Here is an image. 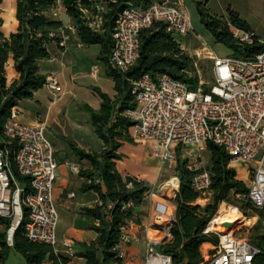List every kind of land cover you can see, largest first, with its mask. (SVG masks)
Instances as JSON below:
<instances>
[{"label": "built area", "instance_id": "2783aa9c", "mask_svg": "<svg viewBox=\"0 0 264 264\" xmlns=\"http://www.w3.org/2000/svg\"><path fill=\"white\" fill-rule=\"evenodd\" d=\"M104 3L103 0L93 2L89 9L79 6L84 23L96 33L104 30ZM60 14H65V8L62 0H56L54 15ZM156 21L162 22L165 31L176 40L193 32L190 15L180 0H155L145 9L126 7L118 13L111 33L108 58L111 68L125 72L136 63L140 53V32ZM231 32L240 45L258 43L251 32L234 28ZM74 33L72 21L64 24L58 33L59 45L66 46L70 34ZM201 46L202 55L211 61L209 83L199 76L197 86L191 89L187 83L167 73L155 77L144 73L131 81L135 108L124 112L133 122L131 137L136 142L148 143L170 169L176 168L177 146L204 149L208 143L226 152L228 167L252 163L247 198L254 206L264 208V51L243 59L219 56L203 40ZM44 86L54 94L59 91L53 76L46 78ZM45 129L41 121L35 124L21 122L15 106L0 126V217L8 223L5 238L9 246H12L14 231L25 220L26 237L33 242L50 244L56 251L58 213L52 190L58 179V164ZM11 160L17 174L28 179V191H25L24 183L15 178ZM188 168L194 172L192 188L201 196L210 197L208 170L199 168L196 163L189 164ZM172 180L176 181L175 187L170 184ZM178 185L175 174L158 191L167 187L165 189L174 196ZM153 216L154 225L146 229L143 262L171 264V257L160 252L158 247L172 239L174 211L167 203L157 201ZM132 222L127 221L120 228L118 242L111 247L122 260L125 258L123 248L131 242ZM208 224L202 233L206 236L213 233L217 241L201 244L203 264H264V245L258 247L237 237L230 226L207 231ZM64 247L63 253L72 257L71 244L65 242Z\"/></svg>", "mask_w": 264, "mask_h": 264}, {"label": "trees", "instance_id": "16d2710c", "mask_svg": "<svg viewBox=\"0 0 264 264\" xmlns=\"http://www.w3.org/2000/svg\"><path fill=\"white\" fill-rule=\"evenodd\" d=\"M2 0H0L1 3ZM100 0H62L65 14L75 26L77 40L84 45L99 44V59L106 65V73L112 79L115 95L95 89L101 102L97 110L88 105L82 108L89 114L94 133L102 141L100 152H85L70 143L74 153L89 162L91 169L82 171L86 180L84 190H93L99 196V202L86 213L98 224L92 225L97 233L90 244H80L74 256L83 258L85 264H122V259L111 251L119 239L120 228L127 222H138L133 207L141 205L149 194L150 187L134 176L120 174L115 162L121 158L118 149L123 143H132L130 134L132 121L124 112L135 108L134 96L131 93V81L144 73L153 77L167 73L194 89L198 83L197 75H190L194 61L181 49L179 40L165 31L164 24L156 21L140 32V53L136 63L121 72L111 68L108 62L112 45L111 33L118 13L126 7L147 8L148 0H103L105 3L104 30L96 33L84 23L79 6L91 8L93 2ZM201 24L209 31L215 42L230 41L242 48L231 56L248 59L264 51V47L240 45L236 42L231 29L252 32L248 24L240 19L239 14L227 8V20L223 16L210 14L206 1L194 0ZM56 0H15L14 17L16 30L5 35L2 32L3 19L0 16V126L10 114L12 107L21 100L29 99L34 92L41 89L46 77L40 74L38 61L51 56L50 45L59 49L58 33L63 29L62 20L54 15ZM67 33L69 31L65 30ZM50 34H54L50 36ZM258 39L257 36H254ZM11 58L17 77L8 85L5 77V65ZM210 174V203L205 206L194 205L201 197L191 186L194 172L188 168L190 162L180 158V149L176 147V175L178 190L174 196L175 221L171 227L172 239L158 247V250L171 257V264H203L204 259L200 246L206 241L216 243L217 237L206 236L202 232L210 222L214 206L220 202H232L244 216L257 215L254 226L256 236L254 245H264V208L254 206L247 198V185L237 178L232 167H228L229 157L220 147L208 143ZM11 168L15 178L25 184L29 190L27 178L17 174L13 160ZM97 181V182H96ZM130 184V187H128ZM111 205V207H108ZM25 213V208H23ZM24 221L16 228L12 246L6 243L5 231L0 233V264H5L10 248L16 250L25 264H67L69 257L55 251L47 243L33 242L26 237ZM0 224L7 228V221L0 217Z\"/></svg>", "mask_w": 264, "mask_h": 264}, {"label": "crops", "instance_id": "0c3cea01", "mask_svg": "<svg viewBox=\"0 0 264 264\" xmlns=\"http://www.w3.org/2000/svg\"><path fill=\"white\" fill-rule=\"evenodd\" d=\"M148 1L151 4L155 0ZM180 1L184 5L187 1L192 2V0ZM2 2L3 0L0 6ZM208 4L210 3L207 1L206 7ZM211 4L214 6L216 15L225 16L224 1L221 0L219 4L214 0ZM14 9L15 0L11 4V28H7L6 32L3 29L5 26L3 20L2 32L5 35L16 30ZM2 15L0 7V16L3 19ZM69 22L71 20H66V23ZM252 32L255 35L253 30ZM79 43L81 42L76 36L70 34L63 49L52 44L50 45L51 56L38 61L40 74L46 78L55 77L59 86L58 92L54 94L43 86L34 92L31 98L21 100L15 106L21 122L35 124L41 121L46 127L45 134L53 145L54 158L58 164V179L52 190V198L58 213L56 251L63 253L66 242L71 244L73 254L80 249V244L88 245L97 237V233L91 229V226L97 225L98 222L89 216L86 210L93 208L99 202V196L93 190L83 189L86 180L81 176V172L91 169V166L87 160L80 159L74 153L70 143L85 152H100L103 149L102 141L94 133L89 114L82 106L88 105L94 110L99 108L101 100L95 89L111 98L115 95L113 81L106 73V65L99 59L100 45L78 46ZM5 77L8 85L17 77L11 58L5 65ZM133 142L137 145L125 142L118 149L121 158L115 162L117 171L122 175L134 176L149 187L163 182L166 175L164 170L165 168L170 170V168L158 155L154 154L148 143ZM74 166L77 167L76 170L73 169ZM173 170L175 175L176 168ZM70 193L74 196L70 197ZM155 197L158 196L148 195L141 205L133 207V212L139 221L132 222L130 227L131 242L123 248L125 258L122 263L124 264H144L141 258L146 249V229L154 225L153 209L157 202ZM173 199L170 205L174 211ZM13 252L18 253L11 247L5 264H9ZM67 264H85V261L73 255L69 257Z\"/></svg>", "mask_w": 264, "mask_h": 264}, {"label": "rangeland", "instance_id": "374dc122", "mask_svg": "<svg viewBox=\"0 0 264 264\" xmlns=\"http://www.w3.org/2000/svg\"><path fill=\"white\" fill-rule=\"evenodd\" d=\"M194 0L187 1L186 2V8L190 15L191 23H192V30L193 32L190 33L187 36L180 37L179 41L181 43V47L183 52L188 55L192 60L194 61L193 69L189 72L190 75H197L198 77L204 81V82H210V68H211V61L204 57L201 53V40L207 45L212 51H214L217 55L223 56V55H232L237 51V54H239L238 51H242V48L239 47L236 43L230 42V41H219L215 42L212 35L209 33V31L201 24L199 20V15L196 11L195 2ZM200 1V0H199ZM204 1V0H202ZM208 1L207 7L209 9L210 14H216L214 13V6L212 1L214 0H205ZM225 2V8L223 10L225 19L228 18L227 15V8H230V10L236 12L239 14L240 19L245 21L248 26L255 32V35L258 38L257 46L264 47V0H222ZM13 0H3L1 4V9L3 13V20L5 23V26L3 27L4 31L6 32L7 28H11L10 26V20L12 18L11 13V4ZM218 2L221 4V0H215V3ZM11 15V18H10ZM63 24H66V20H70V18L66 14H60L58 16ZM227 20V19H226ZM196 54H199L197 56ZM131 144L137 145V143L132 142ZM180 158L181 159H187L190 164L196 163L199 168H205L207 165H209V152L206 150V147L204 149H198L193 146H185L180 147ZM254 165L252 163L250 164H237L233 166V169L235 170L237 174V178L241 181H243L246 185L249 183L251 179V171L250 169ZM174 170L173 169H167L165 168L164 173L166 174L163 178V182H160L159 184L150 187L149 194L153 192L158 197H155L154 199L159 202L167 203L170 207V201L174 198L171 192H169L167 187H164L161 191H158L159 188L162 185H165L171 177L174 176ZM148 194V195H149ZM210 197L208 196H201L197 201L194 203V205L199 206H205L206 204L210 203ZM232 209L237 210L240 214L237 219L231 221L230 227L232 228L234 234L237 237H241L244 239L249 240L252 242V238L256 236V231L254 229V226L258 220L257 215H249L244 216V214L238 210L236 205L232 202H220L217 205L214 206L213 209V216L225 214L230 212ZM173 210V209H172ZM226 223L220 224L218 226V229H222ZM6 231L5 226H0V232ZM211 237H214L215 235L212 233L210 234ZM143 260V258H141ZM9 264H25L24 259L16 252H13L10 256Z\"/></svg>", "mask_w": 264, "mask_h": 264}, {"label": "bare ground", "instance_id": "6f19581e", "mask_svg": "<svg viewBox=\"0 0 264 264\" xmlns=\"http://www.w3.org/2000/svg\"><path fill=\"white\" fill-rule=\"evenodd\" d=\"M170 184H172L175 187L176 181L172 180ZM239 214L240 213L237 210L232 209L228 213L213 216L208 224L207 231L221 230L218 229V226H220V224L226 223L230 225L231 221L237 219Z\"/></svg>", "mask_w": 264, "mask_h": 264}, {"label": "water", "instance_id": "95a60500", "mask_svg": "<svg viewBox=\"0 0 264 264\" xmlns=\"http://www.w3.org/2000/svg\"><path fill=\"white\" fill-rule=\"evenodd\" d=\"M230 225H228V224H225V227H229Z\"/></svg>", "mask_w": 264, "mask_h": 264}]
</instances>
